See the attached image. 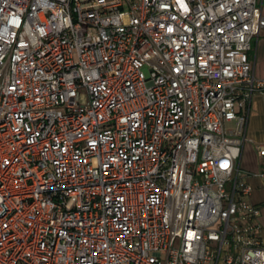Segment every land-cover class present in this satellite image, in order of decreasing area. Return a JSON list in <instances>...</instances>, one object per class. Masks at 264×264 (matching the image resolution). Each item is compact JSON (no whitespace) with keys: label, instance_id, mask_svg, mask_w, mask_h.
Returning <instances> with one entry per match:
<instances>
[{"label":"built area","instance_id":"1","mask_svg":"<svg viewBox=\"0 0 264 264\" xmlns=\"http://www.w3.org/2000/svg\"><path fill=\"white\" fill-rule=\"evenodd\" d=\"M263 31L259 0H0V264H264Z\"/></svg>","mask_w":264,"mask_h":264},{"label":"crops","instance_id":"2","mask_svg":"<svg viewBox=\"0 0 264 264\" xmlns=\"http://www.w3.org/2000/svg\"><path fill=\"white\" fill-rule=\"evenodd\" d=\"M259 2L262 4L264 13V0H259ZM251 61L255 77L259 79H264V31L261 33L259 38L253 43ZM247 133H250L251 135V140L248 141V143L253 145V151L255 152L256 157L259 159V163L257 164L256 169L258 170L264 165V159L259 158L256 151L257 145L264 144V142H258V137L261 134L263 135L264 133V94H257L253 97L248 120Z\"/></svg>","mask_w":264,"mask_h":264},{"label":"rangeland","instance_id":"3","mask_svg":"<svg viewBox=\"0 0 264 264\" xmlns=\"http://www.w3.org/2000/svg\"><path fill=\"white\" fill-rule=\"evenodd\" d=\"M251 128V125H250ZM247 143L244 147V151H243V157H242V161H241V166L243 169L246 170H256L257 169V164L259 163V159L256 157L255 152L253 151V145L249 144L248 141L251 140V135L250 133H247ZM258 142H264V133L263 135L261 134L258 137ZM254 191L252 193L251 196V201L256 203V204H263L264 205V186L263 183L259 182V181H254ZM261 222L262 225L264 226V207L261 210Z\"/></svg>","mask_w":264,"mask_h":264}]
</instances>
